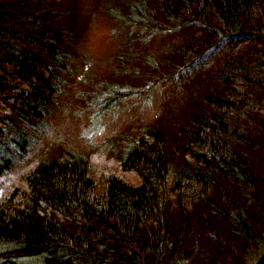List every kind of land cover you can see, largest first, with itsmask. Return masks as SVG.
<instances>
[{
	"label": "trees",
	"instance_id": "16d2710c",
	"mask_svg": "<svg viewBox=\"0 0 264 264\" xmlns=\"http://www.w3.org/2000/svg\"><path fill=\"white\" fill-rule=\"evenodd\" d=\"M73 1V14L64 19L54 0H0V61L10 64L0 69V115L17 109L8 97L27 100L40 86L45 96L38 100L41 110L23 112L22 118L29 125L51 119L57 96L47 92L48 60H55L56 67L55 52L61 51L62 70L55 75L63 80L80 28L83 32L92 15L86 5L74 9ZM156 2L159 21H173L174 29H199L175 48L181 64L205 68L206 53L219 45L217 34L237 37L248 47L223 57L215 80L221 90L203 100V113L188 121V129L179 127L175 140L161 125L140 131L134 149L122 153L124 160L118 155L123 175L110 174L98 183L91 178L88 159L68 152H55L35 167L23 186L0 203V245H5L0 264H180L192 255L205 258L199 264H264V176L245 153L253 148L264 153L252 139L258 131L264 134L259 120L264 117V78L258 77H264V0ZM30 21L41 28L31 31ZM52 28L60 30V38ZM125 28L132 30L129 23ZM157 28L154 23L152 29ZM14 76L17 83L10 82ZM117 97V105L127 99L125 93ZM8 117L0 129L13 118ZM179 153L181 160L175 162L171 156ZM231 200L246 209L256 226L252 237L247 221L230 212L235 207ZM194 221L203 231L199 251L192 242L190 249L184 246Z\"/></svg>",
	"mask_w": 264,
	"mask_h": 264
},
{
	"label": "rangeland",
	"instance_id": "374dc122",
	"mask_svg": "<svg viewBox=\"0 0 264 264\" xmlns=\"http://www.w3.org/2000/svg\"><path fill=\"white\" fill-rule=\"evenodd\" d=\"M54 1L62 12L61 17L73 14L72 0ZM82 1L81 6L89 8L90 2L97 0ZM98 2L96 10L89 9L91 19L83 32L80 28L69 61L70 69L62 75L63 88L51 119L40 124L43 135L37 134V142L29 152L33 154L29 157V169L45 162L57 154L55 152H68L86 157L91 178L100 183L104 177L118 171L119 152H123L128 143L132 144L146 126L161 125L165 135L172 140L179 127L188 129V121L203 113V100L209 94L216 96L222 88L215 80L223 57L245 50L248 45L237 37L223 38L217 34L219 45L206 53L205 68L201 69L198 64H181L175 48L191 39V34H198V27L188 25L174 29L173 21H159L160 7L156 0H140L141 5L138 0ZM127 23L132 30L125 28ZM154 23L156 29L160 25V30L152 29ZM261 76L258 77L263 78ZM121 83L127 85L124 92L127 99L121 101V98L122 103L117 105L120 98L117 94L110 97L109 85ZM104 92L107 99H100L99 105L94 106L108 113L102 119L92 121L90 98ZM259 120L264 122V117ZM252 139L264 150L262 132L258 131ZM245 153L248 163L264 176V153L255 148L247 149ZM179 155L171 158L179 162ZM10 182L11 179L0 181V201L11 192ZM262 198L264 201V195ZM259 216L256 214V221ZM202 233L194 221L186 236L188 245L185 243L184 246L187 250L190 242L198 251L204 248L200 241ZM182 254L183 251L181 257ZM189 258L178 263L199 264L205 259H196L193 255Z\"/></svg>",
	"mask_w": 264,
	"mask_h": 264
},
{
	"label": "bare ground",
	"instance_id": "6f19581e",
	"mask_svg": "<svg viewBox=\"0 0 264 264\" xmlns=\"http://www.w3.org/2000/svg\"><path fill=\"white\" fill-rule=\"evenodd\" d=\"M50 2L52 3V1H50ZM98 3H99L98 0L94 3H93V1L90 2V5H89V8H91L90 10L94 9ZM81 4L82 3L80 1L74 0L73 1L74 9L79 10L80 7H82ZM71 6H72V4L70 5V7ZM67 17H69V15H67L64 19H67ZM37 22L40 25H43V26L46 25L44 23V21L40 18H38ZM28 25H29V29H32L31 31H38L41 28L35 21H30L28 23ZM246 28H248V27H246ZM42 30H44V29H42ZM52 32L57 35V38H60V35H59L60 30L59 29L52 28ZM1 41L3 43H7V41L4 38L1 39ZM76 44L74 45V47L76 46ZM55 54L57 55L56 57H59V62H58L56 67L53 68V64H52L55 62V60H48L49 68H50V70H52V74H51L49 79L47 78V80H48L47 81V86H48L47 92L48 93H54L55 92V97L57 96V99H58L60 94H61L63 86L60 83L62 81V79H58V81L56 80L55 72H56V70H62V66L60 63L61 62V51H56ZM71 55H73V53H71ZM1 56L2 55L0 54V59H1ZM9 65H10L9 62H4V61L1 62L0 61V69L1 68L2 69L9 68L10 67ZM229 77H230V80L235 79V76L233 74H230ZM10 80H11L10 81L11 83H13V82L17 83L18 82V79L16 78V76H14L12 78L10 77ZM109 87H110V90H109L110 97L113 98L116 94H117V96H121V94H123L125 92V90H126L125 88L127 87V85H125L123 83L111 84V85H109ZM33 88H35V89H32L29 92V94H28L29 99H27V100L8 97L9 98V104L13 105V108H17L15 111L8 110V109L3 110L4 113L7 114V116H9L10 118L11 117H13V118L10 120L8 119L6 121L7 126L2 125V127L3 126H5V127L0 129V181L11 179V182H10V186H12L10 188L11 191L14 190L15 188L16 189L21 188L23 186L22 185L23 182L25 181V177H28L30 172L33 170L31 168H30L31 170L29 169V157H31L33 155L29 152H30L31 148H33V145H35L37 142V134L43 135V132H42L43 127L40 124L29 125V123L27 121L28 119L25 120L24 118L26 116L22 114L23 112L24 113H29V112L30 113H32V112L38 113L39 110H41L39 108V105H38V100L41 99V100L45 101V96L41 90V87L40 86H34ZM101 95H102V97L100 98ZM106 97H107V95L104 92V93L99 94V95L97 94L96 97L90 98L91 105H90L89 110H90V116H91L90 119L92 121H94V120L98 121V120L102 119L101 117L106 116V114L108 113L107 111L101 110V108L94 106V104L99 105L98 101L100 99H105ZM110 97H108V98H110ZM92 107L94 109H92ZM51 110H53V109H51ZM9 112H11V113H9ZM1 113H2V111L0 112V114ZM15 114L16 115L20 114L21 118L14 117ZM7 116L0 115V121L6 120ZM22 117H24V118H22ZM135 140L132 141V144L128 143V145L124 148L123 152H121L120 156L122 155V153H125L126 151H128V150H126L127 148L129 150L134 149L133 143L135 142ZM130 145H132V146H130ZM125 154H127V153H125ZM125 154H123V156H121L122 160H124ZM120 166H121V164L118 165V167H120ZM259 167L263 168V166H259ZM112 174L121 176V175H123V172L119 173V170H118L117 172L112 173ZM234 174L238 179L244 178V175H242L240 173H234ZM231 182H233V180H231ZM228 186L237 189L235 186H233V184H230ZM230 191H234V189L233 190L230 189ZM4 198H3V200H4ZM3 200H1L0 203ZM231 201H232V203L230 205L233 207L235 206V207H234V209L229 208L230 212L235 214L238 219L241 218V219H244L247 221V225L249 228L248 229L246 226L247 235L249 237H252L254 235L255 231H257L256 226L252 225L249 222V219H248L249 216L246 213V209L242 205H240L239 203L235 204L234 200H231ZM237 218H236V220H238ZM4 246L5 245H0V249L2 250L4 248ZM1 255H2V251L0 252V257H1ZM170 264H176V262L172 261Z\"/></svg>",
	"mask_w": 264,
	"mask_h": 264
}]
</instances>
